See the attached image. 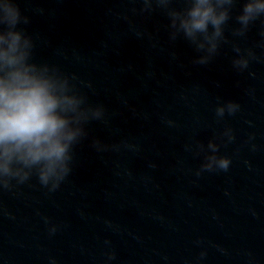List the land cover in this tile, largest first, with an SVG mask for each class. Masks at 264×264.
I'll return each instance as SVG.
<instances>
[{"label":"clouds","instance_id":"clouds-1","mask_svg":"<svg viewBox=\"0 0 264 264\" xmlns=\"http://www.w3.org/2000/svg\"><path fill=\"white\" fill-rule=\"evenodd\" d=\"M174 2L141 0V11L162 10L169 20L170 39L188 41L200 54L193 63L207 65L225 40V26L237 0H184L183 8L174 7ZM262 17L264 0H244L235 17L239 27L233 29V35L244 36ZM28 22L15 0H0V188L11 189L13 181L24 184L35 175L41 186L55 191L72 171L74 147L87 137L86 126L103 121L105 108L89 102L77 86L75 74L34 60L33 38L19 27ZM234 51L233 66L241 71L248 68L255 54L251 50L242 53L239 47ZM238 109L237 103L229 101L217 107L216 114L223 117L225 111L231 115ZM225 135L234 139L231 129H226ZM93 146L97 151L107 147L99 140ZM207 147L211 154L202 170L227 171L231 159L218 156L213 141Z\"/></svg>","mask_w":264,"mask_h":264}]
</instances>
